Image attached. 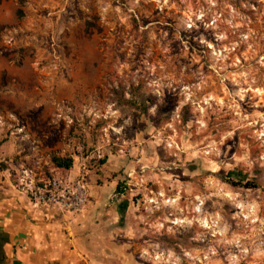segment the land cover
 Masks as SVG:
<instances>
[{"label": "clouds", "instance_id": "9594fccd", "mask_svg": "<svg viewBox=\"0 0 264 264\" xmlns=\"http://www.w3.org/2000/svg\"><path fill=\"white\" fill-rule=\"evenodd\" d=\"M53 6L52 0H0V164L11 170L18 154L33 161L43 159L44 148L54 150L58 137L72 155L79 149L81 159L85 144L96 149L93 155H104L113 151L115 143L119 152L113 159H119L139 137L137 153H149L158 162L155 152L163 145L165 161L176 157L175 162L164 163L161 171L181 168L187 163L181 158L185 148L177 150V138L169 135V129L179 127L178 98L180 103H191L196 112L219 116L222 110L209 103V91L215 96L223 93L224 108L231 109L226 114L235 121L231 132L242 129V134H251L264 148V112L256 110L254 97L249 96L253 88L264 94V48L259 50V75L244 65L230 71L232 64L224 63L230 59L233 40L243 44L264 39V0H196L194 4L189 0H56L57 11H45ZM144 34L154 45H163L162 58L154 46L141 43ZM25 44L31 48L21 51ZM187 50H191V61ZM37 53L42 62L34 69ZM198 60L204 62L201 69L207 64L213 72L205 75L196 69ZM233 71L244 75L234 80ZM259 108L264 109V104ZM165 115L172 124L158 129L157 121ZM257 123L260 129L251 132ZM72 128L77 135H70ZM231 132L218 128L217 137ZM150 133L151 139L145 140ZM218 155L210 144L200 150L198 170L188 173L185 168V173L199 177L204 170L200 161ZM125 166L121 161L120 167ZM62 186L58 197L75 209L68 216L71 238L59 235L47 253L21 249L22 258L32 256V264H38L37 257L43 264L52 257L57 264H144L150 259L141 251L139 230L132 239L114 226L104 196L97 193L96 202L90 203L84 181L75 177H64ZM256 231L264 234V222ZM239 248L244 264H264V249L255 246V239Z\"/></svg>", "mask_w": 264, "mask_h": 264}, {"label": "rangeland", "instance_id": "374dc122", "mask_svg": "<svg viewBox=\"0 0 264 264\" xmlns=\"http://www.w3.org/2000/svg\"><path fill=\"white\" fill-rule=\"evenodd\" d=\"M195 2L196 0H189L190 4ZM52 3L53 8L45 10L49 14L57 11L56 0H52ZM156 11L159 13V9ZM168 11L170 10L165 9V12ZM223 18L222 16L221 19ZM27 23L31 25L32 21ZM164 27L162 24L161 28ZM139 30L138 25L137 31ZM108 31L114 29L108 28ZM141 43L146 47L154 46L161 58L164 55L159 53L163 45H154L146 34L141 36ZM191 43L195 47V41ZM29 48L31 45L25 44L21 51ZM224 48L227 51V42H224ZM262 48L264 39L259 37L243 44L238 39L233 40L230 59L224 63L232 64L230 71L244 65L248 72L259 75L261 65L257 61L261 59L259 50ZM187 51L188 60L191 61V50ZM41 62L38 53L33 56L34 69L39 68ZM203 63V60H198L194 67L205 75H210L213 72L211 65L206 64L201 69L200 65ZM40 72L43 73V69ZM232 74L234 80L244 75L243 72L235 71ZM207 96L209 103L214 102L222 110L219 116L216 112H196L191 103H180L178 98L177 112L181 117L179 127L176 131L169 129V135L177 138V150L185 148L181 158L187 163L181 168H163L161 171L164 163L175 162L176 157H169L165 161L163 145H158L155 152L158 162H154L149 153H137L139 137L135 138L136 144L119 159H113L119 152L115 143L111 145L113 151L104 155H93L96 149L85 144L81 159L79 149H76V155H72L70 147L63 142L62 137H58L54 150L44 148L46 160L40 166L36 165V168H40L36 171L37 175L42 178L56 174L68 177L74 172L77 175L81 163H85V180L88 185L92 184L89 192L95 196L99 190L100 195L104 196L108 214L114 217V226L118 230H125L126 238L132 239L137 238L139 230L138 239L144 245L141 251L150 257L144 264H244L239 258V246L242 243L255 239V246L264 249V234H257L256 231L257 226L264 222V168L261 167L264 164V148L260 147L259 141H253L251 134H242V129L237 128L231 132L235 121L226 114L231 109L224 108L223 93L215 96L209 91ZM249 96L254 97L256 110L264 112V109L259 108L260 104H264V94L253 88L249 91ZM204 98L201 97L202 100ZM199 107L206 108V105L200 104ZM251 114L249 111V115ZM38 119L42 121L44 117ZM166 123L172 124L171 117L161 116L157 121V128H162ZM97 128L99 129V125ZM218 128H227L231 135L217 137ZM141 129L147 131L144 125H141ZM259 129L260 124L257 123L251 128V132ZM36 131L38 129L34 130ZM70 135H77V129L72 128ZM151 135H145L144 139H151ZM210 144L219 155L200 161L199 167L204 170L199 177L189 175L188 173L198 170L196 160L200 150L207 149ZM51 154L71 158L74 161L73 172L67 173V176L61 170L53 168ZM207 155L211 157V151ZM121 161L127 166L120 167ZM185 168L188 173H185ZM229 172L236 173L232 181H242L241 186L232 187L219 179ZM247 182L253 183L256 189H245ZM125 204L126 210L122 211ZM249 224L252 225L251 228L248 227Z\"/></svg>", "mask_w": 264, "mask_h": 264}, {"label": "crops", "instance_id": "0c3cea01", "mask_svg": "<svg viewBox=\"0 0 264 264\" xmlns=\"http://www.w3.org/2000/svg\"><path fill=\"white\" fill-rule=\"evenodd\" d=\"M41 155L43 159L33 161L28 155L18 154L11 170L7 164H0V264H32L33 257L27 256L25 260L22 258L21 249H24L25 253L29 251L47 253L49 245L59 235L66 234L69 238L72 236L68 224V216L71 213L62 212L54 207L32 205L16 184L14 175H20L22 172L20 169H40L36 168V165L40 166L43 161L45 162L44 150ZM61 172L67 175L73 170ZM69 176L75 177L76 173ZM91 185L87 184L88 192ZM98 193L100 194L99 190ZM94 197L97 195L89 192L88 201L96 202L97 199ZM80 214L83 215V210ZM72 250L75 251V248ZM37 261L38 264H43L38 257ZM47 264H57V261L52 257L48 259Z\"/></svg>", "mask_w": 264, "mask_h": 264}, {"label": "built area", "instance_id": "2783aa9c", "mask_svg": "<svg viewBox=\"0 0 264 264\" xmlns=\"http://www.w3.org/2000/svg\"><path fill=\"white\" fill-rule=\"evenodd\" d=\"M85 163H81L78 174L75 176L77 180H83L85 186H88L85 181ZM37 170L25 168L20 175L15 174L17 186L25 194L28 201L37 207L48 206L54 207L62 212L72 213L75 209L62 203L63 197H58L57 193L64 191V177L61 174L51 175L50 177H40L37 175ZM53 174V173H51ZM26 177V179H25ZM69 178V177H68ZM23 180V182H22ZM30 185V187H29ZM70 195V193H69ZM88 199V197H87ZM80 203H83L81 201ZM83 209H81L82 211Z\"/></svg>", "mask_w": 264, "mask_h": 264}, {"label": "trees", "instance_id": "16d2710c", "mask_svg": "<svg viewBox=\"0 0 264 264\" xmlns=\"http://www.w3.org/2000/svg\"><path fill=\"white\" fill-rule=\"evenodd\" d=\"M145 109H146V106H144ZM50 162L53 166V168L55 169H59V170H66V171H70L73 169V166H74V161L71 159V158H68V157H60L59 155L57 154H51L50 156ZM101 164H103L101 162ZM236 173H233V172H229L227 173L226 176L224 177H219V179L223 182V183H226V184H229L231 185L232 187H239L241 186V182L240 183H234L232 181V178L235 175ZM239 179L242 180V177L240 175H238ZM244 188L245 189H256V187L253 185V183H249L247 182L245 185H244ZM117 190H119V185L117 186ZM126 207L127 205H123L122 206V211H125L126 210ZM5 241V239H4Z\"/></svg>", "mask_w": 264, "mask_h": 264}]
</instances>
